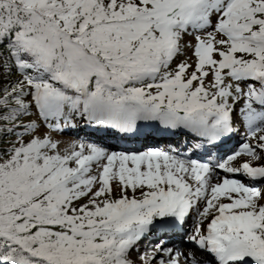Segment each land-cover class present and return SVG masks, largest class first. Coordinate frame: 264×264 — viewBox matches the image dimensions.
<instances>
[{
  "label": "snow or ice",
  "instance_id": "6c2138e0",
  "mask_svg": "<svg viewBox=\"0 0 264 264\" xmlns=\"http://www.w3.org/2000/svg\"><path fill=\"white\" fill-rule=\"evenodd\" d=\"M0 264H264V0H0Z\"/></svg>",
  "mask_w": 264,
  "mask_h": 264
}]
</instances>
